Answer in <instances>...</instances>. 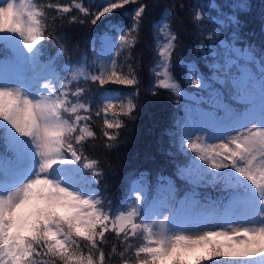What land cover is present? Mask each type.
I'll return each mask as SVG.
<instances>
[{"label":"snow or ice","instance_id":"1","mask_svg":"<svg viewBox=\"0 0 264 264\" xmlns=\"http://www.w3.org/2000/svg\"><path fill=\"white\" fill-rule=\"evenodd\" d=\"M129 4L136 8L131 25L126 32L121 31L119 44L112 49L117 56L93 61L94 68L88 73L73 68L67 80L51 60L41 59L44 42L54 38L57 22L95 25ZM233 7L247 10L246 3ZM147 8L142 0H104L99 5L83 0H47L43 4L40 0H0V12L4 13L0 16V37L18 39L33 69L39 66L48 73L35 96L14 83H0V264H204L220 257L264 261V211L256 214L259 223L252 226L228 224L187 232L180 228L203 213L200 209L182 210L184 198L177 199L171 178L159 177L170 181V202H165L159 212L142 213L140 193L117 210L111 205L105 207L97 196L77 190L73 185L80 183V177L51 175L57 167L79 168L90 172L91 180L99 183L101 173L95 171L98 161L85 153L101 137L118 140L114 132L124 125L117 117L134 118L133 99L140 83L137 69L129 64L125 73L118 56L131 51L138 42ZM7 9L11 11L5 14ZM172 15L166 10V17ZM193 15L196 22L202 20V11ZM228 20L239 24L235 14ZM153 29L157 57L151 70L154 94L171 90L179 97L181 85L175 81L173 70L178 35L170 22L153 24ZM215 36L213 32L208 39ZM0 47L10 51L7 58H0V64L14 57L15 49L10 45ZM57 50L59 54L66 52L62 40L57 39ZM232 51L240 56L242 50L233 47ZM244 59L246 63L236 71L231 70L237 64L232 60L222 75L213 74L208 80L189 68L191 85L207 95L194 98V106L186 110L181 142L194 156L177 170L190 185L222 184L231 193L232 215L251 211V202L246 190H239L243 185L228 173L250 185L259 208L264 209V63L251 53ZM251 64L256 65V72ZM211 67L220 69L218 64ZM79 75L101 88L116 85L133 89L126 103L105 100L96 108L95 118L103 113L100 134L92 124L91 104L82 99L87 89L72 86ZM29 158L36 161L30 177L13 179L17 166ZM170 222L174 227L168 226Z\"/></svg>","mask_w":264,"mask_h":264},{"label":"trees","instance_id":"2","mask_svg":"<svg viewBox=\"0 0 264 264\" xmlns=\"http://www.w3.org/2000/svg\"><path fill=\"white\" fill-rule=\"evenodd\" d=\"M47 3V0H40ZM104 0H83L89 5H99ZM148 6L145 21L138 42L131 51H123L118 56L119 64L123 71H129L131 64L137 69L139 87L134 96V118L117 117L124 126L115 130L117 141H107L101 137L94 141L95 147H88L86 156H91L98 161L95 169L101 173L99 183L93 182L91 173L81 175V185L93 196L102 199L104 206L111 205L114 209L124 208L132 196V186L140 180L145 186V199L142 206L145 209L152 202L162 199L170 202L171 192L167 185L171 178L177 188V199L184 198L182 210L191 212L193 209L202 210V215L193 217L200 221L209 219L218 213L223 215L232 212L230 204V191L225 187L215 184L199 186L190 185L178 174L177 170L187 166L190 151L183 149L181 124L185 120L186 110L193 106L195 99L192 96H206L207 93L197 89L190 83L189 68L208 80L213 74L222 75L223 68L230 61L236 60L232 66L236 71L237 66L246 63L244 57L251 53L253 57L264 63V0H142ZM246 3L247 10L237 11L233 5ZM177 7L173 8L172 6ZM182 7H179L181 6ZM198 6V7H197ZM136 8L129 4L123 9L116 10L109 16L102 17L95 25L69 24L57 22L54 26L55 36L52 40H45L42 60H51L58 73L64 79H70L72 69H82L88 73L94 68L93 61H99V51L105 36L111 34L119 41L121 31H127L131 25V16ZM95 10V8H93ZM166 10H171L173 15L167 17L171 29L178 35L175 58L173 60L174 79L181 85V96H176L171 90H160L155 95L153 88L155 67L156 40L154 38L153 24L160 23ZM194 11H202V20H194ZM235 14L239 24L229 23L228 17ZM166 17V16H165ZM52 23L51 20L48 21ZM47 27V25H46ZM215 32L213 40L208 35ZM234 34L238 38L234 39ZM57 39L62 40L66 52L59 54ZM0 44H4L0 42ZM118 46V45H117ZM233 47L240 48L241 55L237 56ZM247 49V52L244 50ZM215 55H212V53ZM4 47H0V58H6ZM5 55V56H3ZM113 56H117L115 53ZM214 64L220 65L219 70L213 69ZM253 72L257 71L256 65H249ZM79 85L87 89L83 100L93 108L92 124L95 131L103 132V113L99 119L95 118V110L102 107L107 95L109 101L117 103L127 102L132 97L133 89L124 86L108 85L101 88L85 82L84 76L79 75L72 81V86ZM219 87V85H216ZM185 93V94H183ZM204 106V105H201ZM109 119L113 117L109 114ZM103 145V146H101ZM109 145L111 147L109 148ZM231 176V173H228ZM246 185L240 191H245ZM246 191H249L246 189ZM185 193H188L185 197ZM192 219V220H193ZM264 264L257 258L255 261L240 262L239 258H213L204 264Z\"/></svg>","mask_w":264,"mask_h":264},{"label":"rangeland","instance_id":"3","mask_svg":"<svg viewBox=\"0 0 264 264\" xmlns=\"http://www.w3.org/2000/svg\"><path fill=\"white\" fill-rule=\"evenodd\" d=\"M3 14L4 13L0 12V16H2ZM161 21L167 22V17L164 16ZM105 37L106 38L102 43V45H104L105 50H102V46H101V50L99 51V56H98L99 61L101 59H107L108 56L110 55L113 56L115 52H113L112 49L116 48L117 45L119 44V41L115 40V38L112 37L111 34L110 35L107 34V36ZM0 42L7 43L8 45H10L12 48L15 49L14 57L8 61H5L0 66V83H5V82L14 83L17 86L22 87L26 92H28L29 95L35 96L40 81L47 79L48 73L46 71H42L39 68V66L33 69V67L29 64L28 58L24 54L22 47L20 46L19 40L16 39L15 37H7V38L0 37ZM4 50L7 51L5 55L8 57L10 55V51L6 48H4ZM186 95L192 96V98H198L194 96V94L191 95L187 93ZM104 99L108 100L109 98L106 95ZM257 123L259 122L257 121ZM186 124H187V121L185 119L183 120L181 124V128L186 126ZM190 156H194V154L191 153ZM35 163H36L35 158H29V159L22 161L17 166L14 172V175H13V179L17 181H23L29 178L31 175V171L34 170L35 168ZM51 175L53 178H58L61 175H64V176L72 175V176H78L81 178L79 168L57 167L52 170ZM236 177L238 178V180H234L233 178L234 181H239L240 184L243 185V187L247 185V183L243 181L241 178H239L238 176ZM135 183L136 184L133 186V194L136 195L137 193H140L142 195L143 193L141 192L142 191L144 192L145 184L142 183L140 180H138V182H135ZM205 183L206 185H212V183H207V182ZM215 185L220 186L221 184H215ZM73 186L77 190L83 191L85 194L92 195L90 191H87V187L86 188H84V186L82 187L81 183L74 184ZM253 196L254 197L256 196L255 191H253ZM133 198L134 197L131 196L128 202L131 201ZM158 203H159L158 209L155 211L152 210V212H159L162 205L164 204V201L160 200ZM127 204L128 203H126L125 205L127 206ZM140 206H142V204ZM260 211H264V209L259 208L258 201L257 199H255V202L251 203V211H249L248 213L240 214V215L229 214L230 216H228L225 219L220 218L218 216V213H216L214 214L213 218H210L208 220L205 219L203 221H200L199 223L195 222L194 220L190 221L186 226L181 227L180 230L187 231V232H194V231H202L204 229H212V228H217V227H227L228 224L239 225V226H252L253 224L259 223V220L257 219L256 214ZM168 226L174 227L171 224V222L169 223Z\"/></svg>","mask_w":264,"mask_h":264},{"label":"clouds","instance_id":"4","mask_svg":"<svg viewBox=\"0 0 264 264\" xmlns=\"http://www.w3.org/2000/svg\"><path fill=\"white\" fill-rule=\"evenodd\" d=\"M10 11H11L10 9H7L5 14H8V13H10Z\"/></svg>","mask_w":264,"mask_h":264}]
</instances>
